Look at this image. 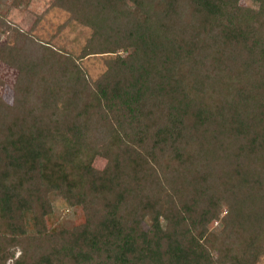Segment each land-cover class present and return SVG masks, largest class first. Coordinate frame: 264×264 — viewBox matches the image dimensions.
I'll return each instance as SVG.
<instances>
[{
    "label": "trees",
    "instance_id": "trees-1",
    "mask_svg": "<svg viewBox=\"0 0 264 264\" xmlns=\"http://www.w3.org/2000/svg\"><path fill=\"white\" fill-rule=\"evenodd\" d=\"M251 1L51 0L90 29L76 55L6 18L29 0H0L15 35L0 61L16 70L14 102L0 94V264L257 263L264 0ZM89 55H108L96 78ZM52 195L82 220L56 226Z\"/></svg>",
    "mask_w": 264,
    "mask_h": 264
},
{
    "label": "rangeland",
    "instance_id": "rangeland-1",
    "mask_svg": "<svg viewBox=\"0 0 264 264\" xmlns=\"http://www.w3.org/2000/svg\"><path fill=\"white\" fill-rule=\"evenodd\" d=\"M51 0H29L28 5L11 7L7 11V19L17 24L23 30H29L33 24L32 33L41 40H48L52 45L62 50L78 54L85 40L90 35V29L74 20H68V12L57 6H51ZM241 4L255 6L251 0H241ZM14 33L6 36L0 29V43L9 41L13 43ZM108 55H89L80 59V63L91 78H96L105 68L104 59ZM16 76V70L0 61V94L8 102L15 100L12 84ZM93 165L102 168L105 159L96 156ZM52 209L56 226H69L82 220L80 208L69 207L59 197L52 195ZM225 206L222 205V210ZM224 213V211L222 212ZM218 220L213 221L212 226L218 227ZM19 250L16 249L15 254ZM256 264H264V255H261Z\"/></svg>",
    "mask_w": 264,
    "mask_h": 264
}]
</instances>
